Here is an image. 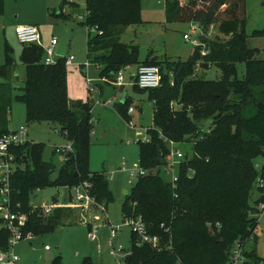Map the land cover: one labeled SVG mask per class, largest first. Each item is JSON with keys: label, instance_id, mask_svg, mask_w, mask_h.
Masks as SVG:
<instances>
[{"label": "trees", "instance_id": "16d2710c", "mask_svg": "<svg viewBox=\"0 0 264 264\" xmlns=\"http://www.w3.org/2000/svg\"><path fill=\"white\" fill-rule=\"evenodd\" d=\"M0 0V16L3 13ZM74 2L62 0V5ZM86 17L79 24L93 28L87 34L86 57L100 69L106 83L114 82L116 73L128 66H155L160 85L139 89L153 104L152 126L148 142L138 143V164L146 174L137 178L124 195L121 217H141L147 233L159 239V245L131 248L123 264H227L237 242L255 241L259 205L264 204V58L246 46L245 0H165L168 23L214 25L228 40L204 39L207 55L194 46L186 61L157 59L149 52L139 60L137 45L121 43L126 27L141 22L140 0H85ZM253 36L264 35V28ZM5 63L0 65V135L9 129L13 101L25 108L27 124L48 123L55 126L72 153L64 155V164L55 179L52 163L40 160L41 145L27 143L15 148L17 162L24 164L10 179L12 211L25 214L23 233L34 237L58 227L72 217L68 207H56L44 215L29 203L30 194L45 188L90 184V195L105 207L113 201L104 172L89 170V135L93 128L92 105L69 101L65 57L59 62L43 64L44 51L37 45H24L20 61L25 82L13 95L11 73L14 61L5 44ZM210 64L221 71L213 80H193L195 67ZM243 66L239 75L238 67ZM175 102L176 107H171ZM132 99L126 97L113 104L126 121ZM190 107V108H189ZM212 121L208 132L202 121ZM192 142L191 155L176 169L177 187L173 191L164 167L169 155L168 142ZM25 157V160L23 159ZM262 159L261 164H255ZM255 190V200L251 195ZM174 193L176 197H174ZM74 211V210H73ZM73 213V212H72ZM73 218V217H72ZM0 219V249L7 250L9 234ZM247 264H256L254 251L245 252ZM250 259V260H249ZM58 260H53V264Z\"/></svg>", "mask_w": 264, "mask_h": 264}, {"label": "rangeland", "instance_id": "374dc122", "mask_svg": "<svg viewBox=\"0 0 264 264\" xmlns=\"http://www.w3.org/2000/svg\"><path fill=\"white\" fill-rule=\"evenodd\" d=\"M75 5L65 3L62 5V16H57V9L62 0H4L3 13L0 16V65L5 63V44L11 49L10 56L14 61L11 73V86L13 95L19 94L24 86L25 72L20 61L23 49L15 30L19 25L35 26L41 35V46L46 47L49 40L55 37L59 42L65 37L64 57L72 55L73 64H65L67 93L71 102H81L92 105L91 118L93 123L89 135V170L91 172H104L108 176V187L113 201L106 207L108 223L99 218L102 224L94 239L90 238L87 226L82 224L79 211L72 210L75 220L48 230L31 240L19 241L16 252L20 255V264H45L42 255L43 247L50 249L49 253L58 262L54 264H123L118 256L110 255L109 224L122 225L113 241L116 247L124 251L131 248L130 228L124 225L121 217L120 205L123 202V190L127 192L134 185L137 178L122 172L119 167L123 160L127 168L138 161V144L136 138L145 135L144 130L152 126L153 104L146 94L137 93L133 89L134 80L131 76L136 70V65L125 67L121 71L120 87L108 85L99 76L100 69L94 64H89L85 74L79 66L88 62L86 57V26L79 24L78 17L85 15V0H71ZM165 0H140L141 22L137 25L126 27L119 37L121 43L137 45L139 60H144L149 52L156 58H168L171 61H186L194 47L190 41L183 39V34L188 31L187 23H168L164 14ZM183 1V0H179ZM264 0H245L246 9V46L255 51L257 59L264 58V35L253 36L254 31L264 28ZM209 39L228 40L221 35L217 27L212 25ZM94 33V32H93ZM93 33H91L93 35ZM239 75L243 73V66L238 67ZM221 74L217 66L210 64L205 70L200 64L195 67L193 80H213ZM86 77L91 80V85L86 83ZM101 86L100 95L97 87ZM123 97L132 99L134 113L126 122L115 110L113 104L122 101ZM96 101L104 102L105 106L94 105ZM171 103V107H176ZM142 107L143 113H139ZM190 108V107H189ZM130 123V125L128 124ZM212 121H202L201 130L208 132ZM24 128L27 139L41 145L40 160L52 163L54 171L52 179L56 178L58 170L64 164L65 157L53 151L54 146L67 144L65 138L55 130V126L48 123L27 124L25 108L22 102L13 101L9 116V129L12 131ZM130 143H126V142ZM192 142L187 141L178 145L177 149L184 155H191ZM262 159H257L255 164H261ZM164 177L168 178L165 174ZM130 181V183H129ZM255 190L251 195V203L255 200ZM59 201V190L56 187L33 191L29 197L32 207H41L42 204L51 205ZM71 203V201H70ZM74 210V211H73ZM70 217V218H72ZM252 241L247 242L251 246ZM16 244V245H17ZM15 245V246H16ZM23 245L26 251L20 252ZM14 246V247H15ZM250 246L246 249L250 250ZM255 254L258 258L256 264H264V216L257 217L256 239L253 243ZM245 248V247H244ZM252 252V251H251ZM250 260V259H249Z\"/></svg>", "mask_w": 264, "mask_h": 264}, {"label": "built area", "instance_id": "2783aa9c", "mask_svg": "<svg viewBox=\"0 0 264 264\" xmlns=\"http://www.w3.org/2000/svg\"><path fill=\"white\" fill-rule=\"evenodd\" d=\"M71 1V0H68ZM180 1L181 3L184 2ZM86 13L83 17H78V22H83L85 20ZM213 29V26H208L207 30L195 22L188 24V31L183 34V39L190 41L194 46H201L200 54L202 56L207 55L208 50L206 49V43L201 42L200 38L209 39V31ZM94 32L93 28L86 27V34H91ZM16 37L18 41L23 45H37L41 47L44 51L43 64L46 66L52 65L54 63L53 58L55 55V50L58 45V40L56 38H51L49 44L46 47L41 46V35L39 30L32 25H24L17 27L15 30ZM74 60L73 56H69L65 63L71 64ZM89 61L84 64L85 68L89 67ZM121 70L116 73L114 82H110L112 85L121 87ZM134 82L139 89H154L160 85V75L159 69L155 66H144L140 65L136 68L134 75ZM86 83L91 85V80L86 77ZM98 106H105L102 101H96L93 103ZM134 112L133 107L128 109V115ZM130 125V123H128ZM148 128L144 130L145 135L141 138H136L134 143H143L149 141V136L147 134ZM27 143H32L27 139V132L24 128L12 131L10 130L6 134L0 135V219L2 220L1 227L6 230L9 234L8 238V248L7 250L0 249V264H20L19 257L14 253V246L22 240H31L34 236L32 233H23V229L26 226V215L19 214L12 211L11 197H10V179L17 169L24 170L25 165L18 163L17 157L13 153L15 148L23 146ZM127 144L130 142H126ZM176 144L169 141V155L167 157V162L164 167V173L168 175L170 180L171 189L176 190L177 187V175L176 167L177 165L186 159V156L177 149ZM55 153L61 155H66L72 153V144L67 142L66 145L62 147H53ZM25 160V157H23ZM119 170L122 172H128L129 176L138 178L146 174V171L142 169L138 162L133 163L131 168H127L126 161L123 160ZM107 180H108V176ZM130 183V181H129ZM90 184L88 182H83L78 186L69 187V203L66 207L72 208L79 211L82 217L81 222L88 227L90 232V238L94 239L96 237L98 228L102 225L99 222V218L104 222L108 223L107 210L103 203H97L96 200L90 195L89 192ZM174 197L176 194L174 193ZM71 201V203H70ZM56 207H61L60 203H54L51 205L42 204L40 208L44 215L50 214L52 209ZM259 217L264 216V204L259 205ZM124 225L130 228V233L135 237L134 243L136 246L149 245L152 247H157L159 245V239L156 236H150L147 233L145 224L143 223L141 217L136 218H124ZM110 228V245L112 250L110 251L111 256H118L122 260L128 255L129 250L124 251L122 247H116L115 242H113L117 237V232L122 229V225L109 224ZM246 242H248L246 240ZM245 243V242H244ZM244 243L237 242L232 251L227 264H247L248 261L245 258V246ZM44 250L48 251V247L45 246Z\"/></svg>", "mask_w": 264, "mask_h": 264}, {"label": "crops", "instance_id": "0c3cea01", "mask_svg": "<svg viewBox=\"0 0 264 264\" xmlns=\"http://www.w3.org/2000/svg\"><path fill=\"white\" fill-rule=\"evenodd\" d=\"M20 26H22V25H19V26H17V27H20ZM52 38H55V37H52ZM86 38H87V34H86ZM58 43H59V41H58ZM70 56H72V55H70ZM69 57V56H68ZM67 57V58H68ZM67 58H65V59H67ZM141 61V60H140ZM71 64H73V62L71 63ZM79 68L80 69H82V71H83V73L85 74V72H86V70L89 68H85L84 67V64L83 65H81V66H79ZM137 68V67H136ZM135 72H136V70H135ZM135 72H134V74L131 76V78L134 80V75H135ZM11 81V80H10ZM104 83H106V82H104ZM106 84H108V85H111L112 86V84L111 83H106ZM117 87V86H116ZM97 89H98V91L100 92V95L102 94V92H103V88L101 87V86H98L97 87ZM120 89H122V87H120ZM67 95H68V93H67ZM124 99L126 98V97H123ZM122 98V100H124ZM68 99H69V97H68ZM69 101H70V99H69ZM134 108V107H133ZM91 111H92V109H91ZM134 113V112H133ZM133 113L132 114H130L129 116H131V115H133ZM139 113H143V109H142V107L139 109ZM57 147H62V146H57ZM61 188H58V190H59V201L56 199L55 200V203H60V195H61V190H60ZM126 190H123V194L125 195V192ZM69 219L71 220H75L74 218H67V219H65V220H63V221H65V222H63L62 224H66V223H68V221H69ZM256 230H257V227H256V229H255V231H254V235H255V237H256ZM97 235V234H96ZM117 238V237H116ZM253 243H254V241H252ZM253 243H251V246L248 244H246L245 245V251L246 252H251V251H254L255 252V249H254V246H253ZM18 246V244L14 247V249H13V251H14V253L19 257V259H20V255L18 254V252H16V247ZM248 246H250V250H247L246 248L248 247ZM44 248H45V246L43 247V250H42V257L44 258V260H45V264H53V260H54V258L52 257V255L49 253V251H50V249H48V251H46V250H44ZM19 251L22 253V252H24V251H26V248L23 246V245H21L20 246V248H19Z\"/></svg>", "mask_w": 264, "mask_h": 264}, {"label": "water", "instance_id": "95a60500", "mask_svg": "<svg viewBox=\"0 0 264 264\" xmlns=\"http://www.w3.org/2000/svg\"><path fill=\"white\" fill-rule=\"evenodd\" d=\"M263 5H264V1H263ZM65 41H66V38L63 37L60 40V42L58 43V45L56 47V50H55V55H54V58H53L54 63L59 62L64 57V54H65ZM175 146H177V144ZM60 190H61L60 205H61V207H66L67 204L69 203V187H63ZM124 193L126 194L127 191H125ZM63 222H65V221H63Z\"/></svg>", "mask_w": 264, "mask_h": 264}]
</instances>
